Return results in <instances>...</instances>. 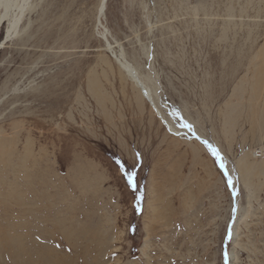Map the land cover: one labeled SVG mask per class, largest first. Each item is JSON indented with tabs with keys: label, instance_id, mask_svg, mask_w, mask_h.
Wrapping results in <instances>:
<instances>
[{
	"label": "rangeland",
	"instance_id": "rangeland-1",
	"mask_svg": "<svg viewBox=\"0 0 264 264\" xmlns=\"http://www.w3.org/2000/svg\"><path fill=\"white\" fill-rule=\"evenodd\" d=\"M99 1L0 48V264H264V0Z\"/></svg>",
	"mask_w": 264,
	"mask_h": 264
},
{
	"label": "bare ground",
	"instance_id": "bare-ground-1",
	"mask_svg": "<svg viewBox=\"0 0 264 264\" xmlns=\"http://www.w3.org/2000/svg\"><path fill=\"white\" fill-rule=\"evenodd\" d=\"M27 1L28 0H0V25L3 22H6V28H5V35L2 40H0V48L3 47L4 43L10 39L14 34H16L18 23L21 19V16L23 15L26 7H27ZM106 0H100L98 4V14H97V24H101V18L103 17V12L105 8ZM29 6V5H28ZM108 45V44H107ZM118 59V58H117ZM120 61V59H118ZM122 61V60H121ZM122 67L126 71V73L130 76L132 81L138 86L139 90L141 91L142 95L149 100V102L152 104L154 108V112L156 115H158L162 122L167 126V128L173 132V133H180L179 130H177L169 121L165 120L161 116V112L156 108V106L153 105L152 97L150 90L142 84L137 76L132 71L131 66L126 62H121ZM125 61V60H123ZM253 152V151H252ZM251 152V153H252ZM247 157V156H246ZM242 161V162H241ZM241 164V173H246L251 170L255 169L248 161L245 162L242 160L238 161V165ZM243 171V172H242ZM232 256V254H231Z\"/></svg>",
	"mask_w": 264,
	"mask_h": 264
},
{
	"label": "snow or ice",
	"instance_id": "snow-or-ice-1",
	"mask_svg": "<svg viewBox=\"0 0 264 264\" xmlns=\"http://www.w3.org/2000/svg\"><path fill=\"white\" fill-rule=\"evenodd\" d=\"M213 153L216 154L215 149H213ZM221 167H223V165H221ZM128 180H129V183L132 184V175L128 176Z\"/></svg>",
	"mask_w": 264,
	"mask_h": 264
},
{
	"label": "built area",
	"instance_id": "built-area-1",
	"mask_svg": "<svg viewBox=\"0 0 264 264\" xmlns=\"http://www.w3.org/2000/svg\"><path fill=\"white\" fill-rule=\"evenodd\" d=\"M257 154H259V153H257Z\"/></svg>",
	"mask_w": 264,
	"mask_h": 264
}]
</instances>
